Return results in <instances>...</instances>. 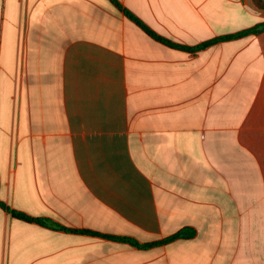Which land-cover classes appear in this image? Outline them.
Returning a JSON list of instances; mask_svg holds the SVG:
<instances>
[{"label": "crops", "instance_id": "0c3cea01", "mask_svg": "<svg viewBox=\"0 0 264 264\" xmlns=\"http://www.w3.org/2000/svg\"><path fill=\"white\" fill-rule=\"evenodd\" d=\"M119 1L188 48L264 23ZM0 201L80 231L0 207V264H264V32L189 52L111 0H0Z\"/></svg>", "mask_w": 264, "mask_h": 264}, {"label": "trees", "instance_id": "16d2710c", "mask_svg": "<svg viewBox=\"0 0 264 264\" xmlns=\"http://www.w3.org/2000/svg\"><path fill=\"white\" fill-rule=\"evenodd\" d=\"M113 2V4L123 13V15L129 19L131 22H133L136 26H138L141 30H143L149 37H151L152 39H154L155 41L168 46L170 48H174V49H181V50H185V51H189V52H196L202 49H206L208 47H211L219 42L222 41H228L230 39H236V38H240L246 35H250V34H259L261 32H264V23L258 26H255L254 28H251L249 30L243 31L241 33H238L236 35H232V36H225V37H221L215 40H211L208 42L203 43L202 45L195 47V48H188V47H184L181 45H178L168 39H165L161 36H159L157 33H155L153 30H151L141 19H139L137 16H135L132 12H130L129 10H127L126 8L123 7V5L120 3L119 0H111ZM254 3L256 5V7H258L259 9L264 10V1L262 0H254ZM0 207L3 209L8 210L15 218L25 221V222H29V223H36L39 224L41 226L47 227L49 229H53V230H62V231H67V232H80V231H75L72 229H68L64 226H62L61 224H58L56 222H53L52 220L49 219H42V218H34L31 216H28L22 212L13 210V209H9L6 208L5 204H3L0 201ZM81 232H87V231H81ZM90 234L93 235H98L97 233H92V232H88ZM194 237V232L191 230H183L179 233H177L176 235L172 236L171 238H169L168 240L164 241L163 243H168L177 239H190ZM113 238V237H112ZM116 239V238H113ZM116 240H121V241H128L130 243H133L129 240H125V239H116ZM134 245H138L136 243H133ZM161 244V243H160ZM148 246H152V245H146L145 247Z\"/></svg>", "mask_w": 264, "mask_h": 264}, {"label": "rangeland", "instance_id": "374dc122", "mask_svg": "<svg viewBox=\"0 0 264 264\" xmlns=\"http://www.w3.org/2000/svg\"><path fill=\"white\" fill-rule=\"evenodd\" d=\"M8 26H6V28H7ZM5 36H7V31H5V33H4V38H5Z\"/></svg>", "mask_w": 264, "mask_h": 264}]
</instances>
